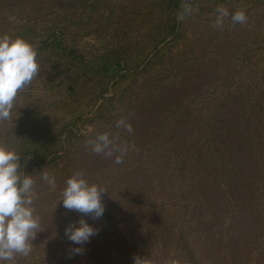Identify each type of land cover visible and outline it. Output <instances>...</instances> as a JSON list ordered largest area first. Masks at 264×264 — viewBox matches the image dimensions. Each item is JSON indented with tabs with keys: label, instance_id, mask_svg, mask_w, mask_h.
<instances>
[{
	"label": "rangeland",
	"instance_id": "rangeland-1",
	"mask_svg": "<svg viewBox=\"0 0 264 264\" xmlns=\"http://www.w3.org/2000/svg\"><path fill=\"white\" fill-rule=\"evenodd\" d=\"M168 1L0 0V35L30 42L40 66L32 83L19 92L12 119L0 124V145L23 153L28 166L20 174L35 180L40 228L30 258L41 252L42 244L55 243V234L66 237V226L81 217L60 201L66 180L75 172H83L89 184L107 193L115 190L113 196L103 194L106 208L138 210L142 186L137 177L149 174L152 161H161L165 171L173 163L171 153L196 145L205 129L216 130L207 123L219 103L232 96L233 84H243L241 94L244 84L264 83V0H189L193 12L178 20V34L156 47ZM221 5L229 17L218 29L213 22ZM180 6L173 10L176 14ZM237 10L246 12V24L231 23ZM52 31L61 35L74 57L54 47L38 51ZM105 55L120 57L129 75L96 72ZM223 112L233 117L227 103ZM122 117L132 124L133 134L116 128ZM89 125L93 132L85 136L82 131ZM103 132L119 134L118 143L128 145L121 164L115 156L85 146L87 139ZM58 143V157L52 154L43 162L24 154L31 148L55 149ZM42 171L55 177V189L43 181Z\"/></svg>",
	"mask_w": 264,
	"mask_h": 264
},
{
	"label": "trees",
	"instance_id": "trees-1",
	"mask_svg": "<svg viewBox=\"0 0 264 264\" xmlns=\"http://www.w3.org/2000/svg\"><path fill=\"white\" fill-rule=\"evenodd\" d=\"M167 3L156 47L176 36L180 28L173 10L183 1ZM48 47L75 56L55 31L47 34L38 51ZM98 63L96 72L102 76L129 75L120 57L105 55ZM242 85L233 84V98L223 99L211 115L207 124L216 130L205 129L196 145L171 153L173 163L165 171L155 159L149 174L137 177L142 186L138 210L108 207L99 220L84 217L97 229L89 242L73 245L55 234V243L42 244L39 254L21 256L17 263L134 264V256H139L150 264H264V89L258 91L264 83L244 84L246 92L239 94ZM226 103L231 119L223 112ZM61 148L58 143L55 149L31 148L24 154L43 162L52 154L58 157ZM22 154L19 173L28 166ZM75 247L83 252L73 254L70 249Z\"/></svg>",
	"mask_w": 264,
	"mask_h": 264
},
{
	"label": "clouds",
	"instance_id": "clouds-1",
	"mask_svg": "<svg viewBox=\"0 0 264 264\" xmlns=\"http://www.w3.org/2000/svg\"><path fill=\"white\" fill-rule=\"evenodd\" d=\"M180 7L177 19L183 21L186 16L192 14L193 7L188 0ZM215 11L217 16L213 27L222 29L225 18L229 17V11L223 5L218 6ZM247 22L248 16L244 10L231 14L233 25H243ZM39 72L37 52L30 42L8 34L0 35V124L12 119V110L19 92L30 85ZM116 128L124 129L129 134L134 133L132 124L123 117L116 121ZM92 132L93 127L89 125L82 134L88 136ZM118 141L119 134L111 136L109 132L96 133L85 141V146L96 154L115 156V163L121 164L128 151V145H121ZM20 167L17 151L0 145V262L9 261L10 264H15L17 255L27 257L30 254L32 241L40 228V218L35 215L34 207L35 180L33 175L21 176ZM41 178L50 186V190L55 189V177L42 171ZM105 193L107 191L103 187L89 184L81 171L75 172L66 180L60 201H63V207L67 211L81 214L78 221L70 222L65 228L64 235L73 245L82 246L97 234V229L84 217H91L93 220L103 217L106 209L103 202ZM70 251L73 254H81L83 248L75 247ZM134 264H150V261L134 256Z\"/></svg>",
	"mask_w": 264,
	"mask_h": 264
}]
</instances>
